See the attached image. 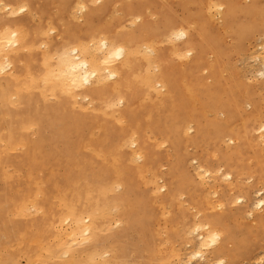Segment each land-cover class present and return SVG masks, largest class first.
<instances>
[{
	"label": "bare ground",
	"instance_id": "obj_1",
	"mask_svg": "<svg viewBox=\"0 0 264 264\" xmlns=\"http://www.w3.org/2000/svg\"><path fill=\"white\" fill-rule=\"evenodd\" d=\"M262 35L264 0H0V264L262 261Z\"/></svg>",
	"mask_w": 264,
	"mask_h": 264
},
{
	"label": "rangeland",
	"instance_id": "obj_2",
	"mask_svg": "<svg viewBox=\"0 0 264 264\" xmlns=\"http://www.w3.org/2000/svg\"><path fill=\"white\" fill-rule=\"evenodd\" d=\"M258 38H259V39H258ZM256 39H257V40H255V46L253 47V49H254V51H257V52H258V51H259V48H260V47H258V46H260V44H262L261 41L264 40V36L262 35L261 37H257ZM260 40H261V41H260ZM256 41H257V42H256ZM258 42H259L260 44H259ZM257 43H258L259 45H258ZM256 44H257L258 46H256ZM256 47L258 48V50L256 49ZM254 54H255V53H254ZM251 55H252V56H251ZM251 55L248 57V61H246V63H247V69H249L248 71H249V73H250V75H249V73H248V78H251V79H250L251 81L254 80V82H257V81H260V80L263 78V77H260L261 75L259 76L260 78H259L258 76H256V75L259 74L258 72H260V71L262 70V64L259 62V63H260V64H259L260 67H258L259 65L256 64V61H257V60L254 59V58H252V57L254 56L253 54H251ZM250 57H251L253 60H252ZM249 58H250L253 62H252L251 60H249ZM246 60H247V59H246ZM254 60H256L255 63H254ZM250 61L252 62L251 65H250V63H251ZM253 63H254V64H253ZM257 63H258V62H257ZM255 64L258 65V66H255ZM249 65H250V67L252 66L253 68H250ZM248 67H249V68H248ZM254 67H255V68H254ZM257 67H258V68H257ZM256 68H257V69H256ZM252 70H253V71H252ZM256 71H257V72H256ZM253 72H254L255 74H253ZM256 73H258V74H256ZM250 76H251V77H250ZM256 77H257V78H256ZM253 78H254V79H253ZM248 219H249V218H248ZM254 262H255V261H254ZM254 262H253V264H257V263H259V264H264V259H263L262 261H260V262H258V260H256L255 263H254Z\"/></svg>",
	"mask_w": 264,
	"mask_h": 264
},
{
	"label": "snow or ice",
	"instance_id": "obj_3",
	"mask_svg": "<svg viewBox=\"0 0 264 264\" xmlns=\"http://www.w3.org/2000/svg\"><path fill=\"white\" fill-rule=\"evenodd\" d=\"M25 11L24 8H20V12L23 13ZM13 35H15V33H13ZM181 36L183 35V33L180 34ZM9 44H11V41H9ZM85 83H87V81H85Z\"/></svg>",
	"mask_w": 264,
	"mask_h": 264
}]
</instances>
